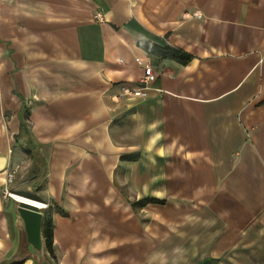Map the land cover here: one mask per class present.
<instances>
[{
    "label": "crops",
    "instance_id": "obj_1",
    "mask_svg": "<svg viewBox=\"0 0 264 264\" xmlns=\"http://www.w3.org/2000/svg\"><path fill=\"white\" fill-rule=\"evenodd\" d=\"M18 162L53 264H264V0H0V188Z\"/></svg>",
    "mask_w": 264,
    "mask_h": 264
},
{
    "label": "water",
    "instance_id": "obj_2",
    "mask_svg": "<svg viewBox=\"0 0 264 264\" xmlns=\"http://www.w3.org/2000/svg\"><path fill=\"white\" fill-rule=\"evenodd\" d=\"M14 203L20 244L17 252L5 264H24L28 259H32L35 264H52L42 237L43 210L36 205L37 201L29 198L22 197L21 200H14Z\"/></svg>",
    "mask_w": 264,
    "mask_h": 264
},
{
    "label": "rangeland",
    "instance_id": "obj_3",
    "mask_svg": "<svg viewBox=\"0 0 264 264\" xmlns=\"http://www.w3.org/2000/svg\"><path fill=\"white\" fill-rule=\"evenodd\" d=\"M35 168L36 167H30L28 165L26 166V164L22 165L21 162H18L14 166H11V165L7 166L4 170V173L2 174V186L0 188V202L2 205L7 204L8 209L12 210L15 220H16V214L14 211V207H15L14 199L6 196L4 194V191L7 190L10 193V195L12 194V195H16L19 197L21 196L24 198L35 200L34 198H35V194L37 193V191L35 190V185H32L31 180H30L31 176L35 175V171H34ZM39 172H40V177H41L40 180L43 181L44 175L40 170ZM8 174L11 175L10 182L6 181V175ZM42 183L43 182H41V184ZM40 204H47V203L41 202ZM44 211L46 210H43V213ZM47 256L50 259V256L49 255ZM163 256L164 255H162V257ZM28 261H31L32 264H35L32 259H28ZM51 263L53 264V262Z\"/></svg>",
    "mask_w": 264,
    "mask_h": 264
},
{
    "label": "trees",
    "instance_id": "obj_4",
    "mask_svg": "<svg viewBox=\"0 0 264 264\" xmlns=\"http://www.w3.org/2000/svg\"><path fill=\"white\" fill-rule=\"evenodd\" d=\"M144 49H146L148 52L155 54L157 57L162 59H172L175 60L181 64H186L189 61V56L181 53L178 50L172 49V48H159L155 45L151 44H140ZM126 159L132 160L133 157H126ZM163 204L162 201L155 200V199H144L142 201H138L136 203H133L132 206L134 207H143L146 204ZM47 210H49V205H47ZM46 210V211H47ZM44 211V217H43V224H42V237L44 240L45 245V251L46 254L52 258V220L49 211ZM59 212V210H57ZM14 264H20V263H14Z\"/></svg>",
    "mask_w": 264,
    "mask_h": 264
},
{
    "label": "built area",
    "instance_id": "obj_5",
    "mask_svg": "<svg viewBox=\"0 0 264 264\" xmlns=\"http://www.w3.org/2000/svg\"><path fill=\"white\" fill-rule=\"evenodd\" d=\"M194 16H196L197 18H200V15H198V13H195ZM94 20H96L97 22H103V17L101 14L96 13L94 15ZM156 75L155 72L153 71L152 67L149 65H146L143 67V76L140 79L139 83L140 86L136 89H131L129 87H123L121 88V94L125 97L128 98H143L146 95V91L149 87L150 84H152L155 81ZM6 181L10 182L11 181V175L8 174L6 175ZM4 194L6 196H10V193L5 190ZM43 208H41L42 210H46L47 209V204H43Z\"/></svg>",
    "mask_w": 264,
    "mask_h": 264
},
{
    "label": "bare ground",
    "instance_id": "obj_6",
    "mask_svg": "<svg viewBox=\"0 0 264 264\" xmlns=\"http://www.w3.org/2000/svg\"><path fill=\"white\" fill-rule=\"evenodd\" d=\"M9 197L13 198L14 200H21L22 199V197H19V196H16V195H12V194ZM36 205H38V207H40V208H43L44 207L43 204H40L38 202H37Z\"/></svg>",
    "mask_w": 264,
    "mask_h": 264
}]
</instances>
